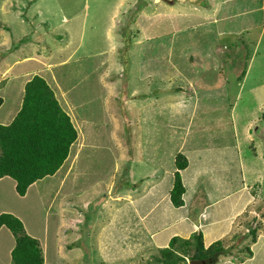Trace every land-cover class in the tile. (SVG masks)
Returning <instances> with one entry per match:
<instances>
[{
	"label": "rangeland",
	"instance_id": "rangeland-1",
	"mask_svg": "<svg viewBox=\"0 0 264 264\" xmlns=\"http://www.w3.org/2000/svg\"><path fill=\"white\" fill-rule=\"evenodd\" d=\"M172 1L0 0V124L38 75L78 131L57 175L25 197L0 180V213L45 240V264L153 260L158 236L149 233L181 225L167 206L178 153L193 161L183 202L241 174L257 193L241 230L264 226V0L243 18L231 8L250 2ZM243 30L254 35L241 44ZM6 232L1 248L12 251Z\"/></svg>",
	"mask_w": 264,
	"mask_h": 264
},
{
	"label": "trees",
	"instance_id": "trees-1",
	"mask_svg": "<svg viewBox=\"0 0 264 264\" xmlns=\"http://www.w3.org/2000/svg\"><path fill=\"white\" fill-rule=\"evenodd\" d=\"M12 44L15 42L12 41ZM16 45L13 47L16 48ZM37 45L41 44L38 42ZM76 133V129L60 107L49 85L43 78L34 75L24 84L19 111L8 125H0V178L7 176L13 179L17 194L25 195L31 184L46 176L54 175L63 166ZM251 144H257L256 140L253 139ZM188 164L185 155L181 153L175 155V171L169 192V202L174 208L182 205L180 194L183 186L180 172L185 170ZM259 214L264 217V212ZM258 225L260 227L261 222ZM1 227L7 228L15 239L9 264L44 263L43 251L38 240L25 233L18 218L9 213H1ZM251 228L254 229L255 226ZM251 231L255 232V230ZM179 243L185 247L192 245L193 254L191 253L190 256L192 262L203 260V257L214 258L212 256H215L213 255L215 249L217 252L224 250L218 243L204 250L203 243L196 238L190 243L173 237L167 247L154 248L157 255L147 264L183 262V258L177 254L176 245Z\"/></svg>",
	"mask_w": 264,
	"mask_h": 264
},
{
	"label": "crops",
	"instance_id": "crops-1",
	"mask_svg": "<svg viewBox=\"0 0 264 264\" xmlns=\"http://www.w3.org/2000/svg\"><path fill=\"white\" fill-rule=\"evenodd\" d=\"M165 1H172V0H165ZM229 1L231 4H233V7H235V4H237V3H241V2H247L248 3V2H250L248 4H251V6L246 11H242L240 9L234 10L233 8H231V12L229 15L230 18H234V17L243 18L245 16L250 15L253 12V10L259 11L260 7H258V4H260L263 0H257V2L256 1H250V0H247V1H245V0L244 1H242V0H229ZM220 3H222V1H220ZM263 11H264V7H263ZM248 23H250V22H247V24L245 26H243L242 29L247 30L249 27ZM263 26H264V16H263V22H262V29H263ZM244 32L247 33L248 35H254L252 33H249V31L243 30L240 33L238 31V33H239L238 35L241 36V39L239 40L241 42V44H244V42H245L243 37H242ZM260 35H261V32H259V36ZM239 41H237V43H236V50H238V47H239L238 42ZM232 57H234V54L232 55ZM43 62L45 63V61H43ZM249 62L250 61H248L247 64H245L246 67H244L242 69L241 74L243 75V77H245ZM29 80L25 81L24 84L26 82H28ZM45 82H46V80H45ZM23 87H24V85H23ZM22 91H23V89H22ZM5 101H6V97H5ZM3 102H4V99H3ZM58 103H59V101H58ZM20 107H21V104H20ZM20 107H19V109H20ZM19 109H18V111H19ZM63 109L64 108H62V110ZM0 125H8V124H0ZM73 126H74V124H73ZM74 128H75V126H74ZM76 132L78 133L77 129H76ZM248 133H250V132L248 131ZM257 158H260V156H258ZM187 159H188V163H189L188 167L185 170L180 172V174L183 176V179L186 177V174H188L190 172L192 162H193V161H190L188 157H187ZM215 163H218L219 166L226 168L227 172L229 171V162H227L226 164H222L221 162H215ZM240 167L243 168V165L240 164ZM207 168L212 169V167H207ZM57 172L54 175H50V176H52V177L56 176ZM239 176H240V181L231 180V177L229 176V179L231 181L230 180H224V182L222 184L214 181V179H213V185H216L214 191H212L213 190L212 188L207 189L206 191L205 190L201 191V192L199 191V193H196V195H194V197H192L191 199H188L187 202L182 201V205L179 206L178 208H175V209H177L176 210L177 219H180V220H178V222L181 223V225L177 226L175 224L176 225L175 229L170 228V232H166L165 228H164V229H160V230L156 229L157 231H155L153 233H149L150 235L155 233V235L153 237L158 236L157 245H155L154 248H165V247H167L169 244V241L173 237H178V238H181L182 240H186V241L192 243V242H194L195 238L197 239L196 236L199 234L198 240H200V242L203 243L204 250H207L212 244H217V243L220 244V246L224 250L217 252V249H215L214 251L216 254L215 253L213 254V255H215V256H212V257H214L213 260H212V258L206 259L203 257V260L198 258L200 260H197L196 262H192V261H190V257H188V255H187L188 253L193 254L192 245L185 247L179 243L178 245H176V248L178 251L177 254L179 255V257H182L183 260L185 261V262L181 261V264H262L263 259H264V226L261 223L260 227H259V225L258 226L255 225V228L252 229V228H250V226H251L250 225V226H246L245 229L241 230V227L245 225L244 215H245V212L247 211L246 208L253 201V198L256 199L257 193L254 190H253V192L250 191L251 188H249L246 185L245 181L243 183H240L243 181V177L241 176V174ZM5 177H7V176H5ZM46 177H48V176H46ZM244 177L246 178V174H244ZM3 178L4 177L0 178V180ZM38 181H40V180H38ZM38 181L31 184L27 188L25 195L20 196V197L21 198L25 197L27 195V193L32 188H34V186L36 185V183ZM224 186L226 188L225 190H227V191H226V193L223 194V187ZM14 187H15V184H14ZM231 202H232V205L230 206L229 204ZM167 206H168V209L174 208L171 206V203L169 202V200H168ZM182 206H183V208H185V211H184V209L181 210ZM3 213H7V212H3ZM9 214H11V213H9ZM13 216H15V215H13ZM253 224H255V223H253ZM253 224H252V227H253ZM4 228L5 227L0 228V236H4V234L2 235V231ZM23 228H24V226H23ZM183 228L185 229V232L181 233L183 235L176 234V233H179L178 230H181ZM251 230H255V232L252 233ZM7 231L8 232H6V233H10L12 239H14L12 233L8 229H7ZM24 231L30 237H33V238L38 240L40 247L43 251V247L46 246L45 240L40 241V239H38L37 237H34L33 235L28 234L25 229H24ZM173 232H175V233L173 234ZM245 232H246V234H245ZM195 233H198V234H195ZM235 234L237 235L236 239L233 238V236ZM147 235H148V233H147ZM225 243H228V244L224 245ZM258 243H260V244H259V248H258V253L256 254V252H252V251H253V248L256 245H258ZM14 245H15V239H14ZM2 246H3V244L0 240V264H9L10 259H11V250H9L7 247H6V249H2L1 248ZM246 254H247V256H246ZM226 256H229V257L227 258ZM233 260L236 263H233ZM43 262H44V256H43ZM43 264H45V263H43Z\"/></svg>",
	"mask_w": 264,
	"mask_h": 264
},
{
	"label": "water",
	"instance_id": "water-1",
	"mask_svg": "<svg viewBox=\"0 0 264 264\" xmlns=\"http://www.w3.org/2000/svg\"><path fill=\"white\" fill-rule=\"evenodd\" d=\"M168 3L172 5L174 3V1H168Z\"/></svg>",
	"mask_w": 264,
	"mask_h": 264
},
{
	"label": "clouds",
	"instance_id": "clouds-1",
	"mask_svg": "<svg viewBox=\"0 0 264 264\" xmlns=\"http://www.w3.org/2000/svg\"><path fill=\"white\" fill-rule=\"evenodd\" d=\"M245 234H246V232H245Z\"/></svg>",
	"mask_w": 264,
	"mask_h": 264
}]
</instances>
